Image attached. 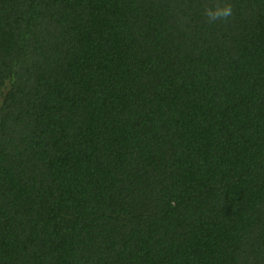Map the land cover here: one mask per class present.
Here are the masks:
<instances>
[{
  "label": "trees",
  "instance_id": "obj_1",
  "mask_svg": "<svg viewBox=\"0 0 264 264\" xmlns=\"http://www.w3.org/2000/svg\"><path fill=\"white\" fill-rule=\"evenodd\" d=\"M0 264H264V0H0Z\"/></svg>",
  "mask_w": 264,
  "mask_h": 264
},
{
  "label": "clouds",
  "instance_id": "obj_2",
  "mask_svg": "<svg viewBox=\"0 0 264 264\" xmlns=\"http://www.w3.org/2000/svg\"><path fill=\"white\" fill-rule=\"evenodd\" d=\"M205 14L210 21L226 19L232 15V9L230 6L223 8H209L205 10Z\"/></svg>",
  "mask_w": 264,
  "mask_h": 264
}]
</instances>
